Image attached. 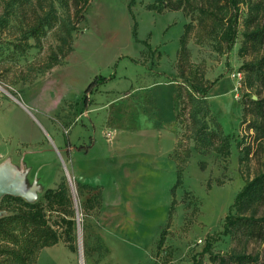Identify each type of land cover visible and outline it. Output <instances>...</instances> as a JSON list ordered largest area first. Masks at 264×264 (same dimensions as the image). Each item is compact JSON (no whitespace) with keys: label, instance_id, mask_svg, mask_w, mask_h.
Returning <instances> with one entry per match:
<instances>
[{"label":"rangeland","instance_id":"1","mask_svg":"<svg viewBox=\"0 0 264 264\" xmlns=\"http://www.w3.org/2000/svg\"><path fill=\"white\" fill-rule=\"evenodd\" d=\"M154 1L130 7L131 0H91L74 32V51L24 83L20 72L57 49L54 33L62 19H74L71 1L64 7L60 0H28L7 16L0 0V165L12 158L19 164L13 169L24 168L22 188L32 186L34 202L65 179L75 211L76 251L62 237L40 252L36 264H214L204 252L209 242L219 254L236 246L221 234L225 218L235 213L232 205L246 182L264 172L263 130L251 128L262 114L251 99L262 100L264 109V82L242 68L264 55V45L244 38L247 29L264 23V0L253 22L247 5H240L231 47L223 38L224 21L197 8L158 13L147 8ZM51 4L61 22L47 28L38 46L34 38L21 41ZM186 25L191 60L216 81L208 100L231 137L226 158L195 150L187 160L175 155V65ZM97 76L106 81L86 95ZM179 168L182 183L173 195ZM79 184L101 190L100 210L84 209L90 194H80ZM7 214L0 209V217ZM256 216L264 217V206ZM247 252L264 264V240L249 243Z\"/></svg>","mask_w":264,"mask_h":264},{"label":"trees","instance_id":"2","mask_svg":"<svg viewBox=\"0 0 264 264\" xmlns=\"http://www.w3.org/2000/svg\"><path fill=\"white\" fill-rule=\"evenodd\" d=\"M28 0H3L4 15H12L16 11L15 5H23ZM73 9V17L60 19L53 4L49 9L42 7L44 14L38 16L33 25L28 26L22 33L21 41L30 38L36 40V46L40 44L41 36L45 35L47 28H52L60 23V33H54L58 41L57 49H52L47 58L39 64H31L26 71L20 72L18 79L24 83H33L40 76L49 72L56 66L62 65L66 58L74 51V32H78L79 24L84 21L91 0H70ZM197 0H155L149 4V10L163 13L165 11H183L188 14L190 9L198 10L212 16L218 21H224L226 29L223 38L231 47L236 36V27L240 5L248 7V21H255L262 7L261 1L254 0H200V5L195 4ZM69 0H60L61 5L69 7ZM136 0H131L130 7ZM4 22V17H1ZM59 24V23H58ZM136 26L133 35L136 38ZM189 25L185 26V32L180 39V49L177 52L176 71L179 82L175 88L176 99V122L178 125V146L175 155L178 159H189L193 150L210 153L215 152L226 158L231 155V137L225 134L221 124L213 115L208 94L216 81L206 78L202 67L191 60L187 48ZM245 42L254 47L264 45V23L256 24L252 29L244 32ZM245 72L252 77L264 82V55L254 61L242 65ZM106 81L104 77H96L88 85L86 95L93 87ZM260 113V122H253L251 128L263 130L264 134V109L262 100L251 99ZM178 169V180L172 189L175 194L176 188L182 183L181 172ZM79 193L87 189L85 210H100L102 203V192L99 188L79 184ZM176 201H172L174 208ZM264 206V172L259 173L247 181L237 194L232 209L235 213H229L224 222V236H230L236 246L232 247L226 254L214 253L212 243L209 242L204 252L209 253L210 261L214 264H255L257 255L247 252V246L251 242L264 240V217L256 216L260 207ZM0 209L9 214L0 217V264H36L40 252L48 247L64 242L72 251L74 246L75 211L70 196V189L65 179H62L55 188H48L43 194L42 200L31 202L21 196L11 194L4 195L0 201ZM248 212V213H247ZM57 216L51 222L50 215ZM162 234L161 242L163 241ZM193 264H204L202 260L195 259Z\"/></svg>","mask_w":264,"mask_h":264},{"label":"water","instance_id":"3","mask_svg":"<svg viewBox=\"0 0 264 264\" xmlns=\"http://www.w3.org/2000/svg\"><path fill=\"white\" fill-rule=\"evenodd\" d=\"M25 170L13 169L10 160H7L0 165V198L3 195L11 194L15 196H21L28 201L34 202L35 199L32 198L33 188L27 189L26 191L22 188L23 174ZM77 218L79 219V214L77 213Z\"/></svg>","mask_w":264,"mask_h":264},{"label":"crops","instance_id":"4","mask_svg":"<svg viewBox=\"0 0 264 264\" xmlns=\"http://www.w3.org/2000/svg\"><path fill=\"white\" fill-rule=\"evenodd\" d=\"M95 75H97L96 73H94ZM93 74V75H94ZM92 76H90V78H91ZM90 78H88V79H90ZM65 81V80H64ZM66 82V81H65ZM86 82V81H85ZM57 84H59V85H64V83H63V81L62 80H58V83ZM82 85V84H81ZM120 100H123V99H120ZM121 102H123V101H121ZM118 110V114H119V118H121L122 117V106H120V108H118L117 109ZM94 145V144H93ZM91 147V146H90ZM4 159V158H3ZM10 163H11V165L12 166H14V167H17L19 164L17 163V162H14L13 160H12V158L10 159ZM20 168V167H19ZM18 171H19V169H18ZM30 188H31V186H30ZM26 191V190H25Z\"/></svg>","mask_w":264,"mask_h":264}]
</instances>
